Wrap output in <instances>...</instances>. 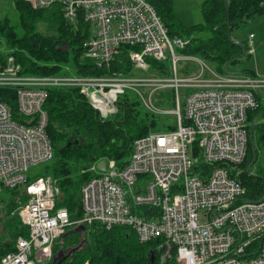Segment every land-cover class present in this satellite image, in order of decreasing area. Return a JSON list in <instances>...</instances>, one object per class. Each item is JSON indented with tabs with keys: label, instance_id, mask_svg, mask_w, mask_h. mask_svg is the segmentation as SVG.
<instances>
[{
	"label": "built area",
	"instance_id": "built-area-1",
	"mask_svg": "<svg viewBox=\"0 0 264 264\" xmlns=\"http://www.w3.org/2000/svg\"><path fill=\"white\" fill-rule=\"evenodd\" d=\"M33 1L37 8L61 3L72 22L82 13L92 29L86 56L99 67H108L129 46L133 68L156 75H27L13 55L0 64V89H13L17 98L15 112L0 100V193L26 186L28 201L19 216L29 230L0 264H46L57 240L80 225L129 227L141 243L161 239L175 248V264H264V197L245 200L246 189L233 176L248 152V113L258 106L264 78L220 74L203 59L178 53L188 40L170 38L147 0ZM253 39L250 35L248 52ZM150 61L167 64L166 73L154 70ZM50 89L79 90L103 119L116 114L122 95L133 92L150 112L176 120L175 130L136 140L125 167L110 160L104 171L101 162L89 169L95 176L82 188L84 215L77 222L66 209H56L54 177L28 183L32 167L54 158L44 109ZM165 90L175 98L174 109L165 99L153 100ZM195 143L203 162L217 165L206 178L194 168ZM261 238L254 255L247 256Z\"/></svg>",
	"mask_w": 264,
	"mask_h": 264
},
{
	"label": "trees",
	"instance_id": "trees-1",
	"mask_svg": "<svg viewBox=\"0 0 264 264\" xmlns=\"http://www.w3.org/2000/svg\"><path fill=\"white\" fill-rule=\"evenodd\" d=\"M9 1L17 19L15 22L9 18L0 21V64L7 56L13 55L27 75L132 74L129 51L133 48L129 46L122 47L121 53L108 67H99L87 58L85 43L91 37L92 29L82 13L72 22L65 17L61 3L37 8L33 0ZM147 1L161 18L170 38L188 40L178 53L199 57L220 74H228L229 65L249 58L246 42L238 44L230 40L229 31L232 34L243 30L264 17V0H204L201 4L202 21L185 26L176 20L171 0ZM150 64L154 70L167 71L165 63L150 61ZM0 100L14 112L17 110L13 89H0ZM44 109L48 114L46 130L54 158L46 164L45 175L28 176V183L44 176L54 177L59 188L56 209H66L72 222L83 218L82 188L95 176L89 171L94 164L112 160L123 168L131 158L136 140L152 132L177 128L175 119L169 121L167 116L150 112L133 92L120 97L116 114L108 119H103L77 89H50ZM247 127L250 136L248 152L243 163L233 169V176L245 187V200L256 201L264 197V167L260 166L264 152V103L259 99L257 108L248 113ZM192 153L197 158L195 170L206 178L217 165L203 162L197 143L192 146ZM3 193L0 258L16 251L20 236L29 235L28 228L13 214L28 201L26 186L6 189ZM137 213L146 215L143 211ZM65 234L57 240L54 255L68 247L74 252L62 264H175V248L170 249L161 239L141 243L129 227H87L84 237L90 234L91 241H85L84 245L79 239L82 234L66 237ZM262 238L254 242L247 256L254 255L251 251L259 247Z\"/></svg>",
	"mask_w": 264,
	"mask_h": 264
},
{
	"label": "rangeland",
	"instance_id": "rangeland-1",
	"mask_svg": "<svg viewBox=\"0 0 264 264\" xmlns=\"http://www.w3.org/2000/svg\"><path fill=\"white\" fill-rule=\"evenodd\" d=\"M0 1H3V2H0V21L4 20L5 18H9L12 22H15L17 19V14L15 12L14 7L10 3V1L9 0H0ZM150 1H154V0H150ZM171 1H172L173 13H174L175 18L177 21H179L183 25L193 26L202 21L203 17H202V12H201V4L204 0H171ZM231 37H232V40L235 41L236 43L238 44L242 43V30H237L233 32ZM249 65H251V62L247 63L246 67L248 68ZM182 66H184L183 61L180 62V67ZM243 69H245V65H242V63L236 64V65H229L227 67V73L235 74V75L242 74ZM67 70L70 71V69H67ZM65 74H74V73H65ZM130 75H134L138 77H152V76H155L156 73H154V71H143V70H136L133 68L132 74ZM182 98H183V95H182ZM162 99H165L167 108L174 109L176 107L175 98L172 97V100H171V94L169 93L168 90L158 92L153 96V100L155 103L160 102ZM262 102L264 103V99L262 100ZM167 118H169V121H171L172 119H175L173 116H167ZM260 166L264 167V152L261 154ZM46 173H47L46 164H39L37 166L32 167L28 175L30 178H34L36 176L45 175ZM3 192L0 193V195L2 194L0 196V208H1L0 214L3 213L2 212L3 203H1V200L3 198L2 196L4 194ZM22 206L23 205H21L20 207ZM20 207L18 208V210H16L13 213L14 215H17L19 218H20L19 213L21 209ZM3 227L4 226L2 222H0V235L3 233ZM70 229L71 228H69L68 230ZM84 236L85 234H82L81 238H79L82 241L83 245L85 241L87 240L88 242L91 241L90 234H88L87 237H84ZM66 250L67 248L65 249V252H67Z\"/></svg>",
	"mask_w": 264,
	"mask_h": 264
},
{
	"label": "crops",
	"instance_id": "crops-1",
	"mask_svg": "<svg viewBox=\"0 0 264 264\" xmlns=\"http://www.w3.org/2000/svg\"><path fill=\"white\" fill-rule=\"evenodd\" d=\"M250 35H254V39L251 52H248V60L242 62V65H245L243 72L245 71V74L264 78V17L256 20L242 30V42H246L249 49L251 47ZM249 61L251 62V65L247 68L246 65L247 63H250ZM257 97L262 102L264 99V91L257 93Z\"/></svg>",
	"mask_w": 264,
	"mask_h": 264
},
{
	"label": "water",
	"instance_id": "water-1",
	"mask_svg": "<svg viewBox=\"0 0 264 264\" xmlns=\"http://www.w3.org/2000/svg\"><path fill=\"white\" fill-rule=\"evenodd\" d=\"M231 35H232L231 34V31H229V38H230V40H232ZM99 169L102 170V171H104L106 169V163L105 162H101L100 165H99ZM86 232H87L86 226L80 225L78 227H75V228H72V229L68 230L67 233L65 234V237L66 236L73 235V234H86ZM73 252H74V250L73 251H70L68 253H66L64 250H60L54 256V258L51 260V263L50 264H62V262L65 261L67 259V257L69 255H71Z\"/></svg>",
	"mask_w": 264,
	"mask_h": 264
},
{
	"label": "flooded vegetation",
	"instance_id": "flooded-vegetation-1",
	"mask_svg": "<svg viewBox=\"0 0 264 264\" xmlns=\"http://www.w3.org/2000/svg\"><path fill=\"white\" fill-rule=\"evenodd\" d=\"M70 250H71V249L68 247L66 251L68 252V251H70Z\"/></svg>",
	"mask_w": 264,
	"mask_h": 264
}]
</instances>
